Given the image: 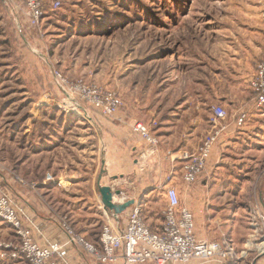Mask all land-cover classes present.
Returning <instances> with one entry per match:
<instances>
[{
	"label": "rangeland",
	"instance_id": "1",
	"mask_svg": "<svg viewBox=\"0 0 264 264\" xmlns=\"http://www.w3.org/2000/svg\"><path fill=\"white\" fill-rule=\"evenodd\" d=\"M47 1L41 24L34 26L13 2L0 0V179L33 190L44 180L65 183L70 190L52 189L65 204L58 209L60 223L66 219L82 235L70 218L76 213L91 220L93 238L82 236L97 243L104 223L97 205L71 197L75 192L86 197L92 175L102 167L92 125L112 120L96 119L88 107L84 116L60 107L64 96L54 76L59 71L69 81L119 92L124 108L136 104L143 121L155 122L152 130L163 114L177 110L186 122L200 118L197 137L208 131L204 139L215 129L210 130L209 113L223 107L227 116L217 121V129L226 127L220 135L225 133L229 143L214 164L220 170L216 180L231 184L228 199L234 200L246 182L251 185L242 192L258 195L256 186L264 178V105L256 102L253 82L264 59V0ZM54 1L61 5L50 7ZM191 100L199 101L200 109L187 111ZM153 109L157 117L152 118L146 111ZM231 120L237 125L233 131L223 125ZM110 183L113 192L127 184L119 176ZM153 201L159 208L157 195ZM255 206L246 214L256 231ZM256 238L252 248L262 243L261 234Z\"/></svg>",
	"mask_w": 264,
	"mask_h": 264
},
{
	"label": "crops",
	"instance_id": "2",
	"mask_svg": "<svg viewBox=\"0 0 264 264\" xmlns=\"http://www.w3.org/2000/svg\"><path fill=\"white\" fill-rule=\"evenodd\" d=\"M190 103L187 111L200 109L201 103L199 101L191 100ZM138 107L133 104L132 107L123 108L119 114L122 120L105 122V126L100 127L99 125H92L94 129L97 127L95 131L99 145L98 159L102 162V167L98 170V174L96 171L92 175L93 181L91 185L88 184L89 193L87 196H81L78 194L79 192H75L71 199L75 198L76 201H87L88 203L92 200V203L97 205L100 211L99 215L104 218V225L106 212L115 213L103 208L99 185L111 186L110 181L119 176L121 180L127 182L125 187H122L121 193L128 195L129 199L135 200L134 204L124 212L117 214L120 215L119 227L125 226L126 217L131 208L139 204L142 207L146 222L153 230L157 231L163 223L162 217L159 219V216H162V211L167 203L166 189L169 186H174L178 191L181 205L189 208L195 215L196 233L199 239H219L228 234L240 250H245V255L237 262L199 260L189 264H264V247L262 244L257 243L252 248L256 244L258 234H254L256 231L251 227L250 217H248L250 206L260 204L264 209V178L256 186L258 195H247L248 193L242 192L246 186L249 188L251 185H249L250 182H246L247 184L240 187V194L237 195L236 193L234 200L227 198L226 192L231 189V184L221 183V180L217 182L216 174L220 170L219 167H214L216 159L219 157L218 153L221 154L220 151L224 150L229 143L226 134L223 133L214 145L208 160L206 174L198 182L186 184L182 178L183 161L181 156L184 152H195L208 132L200 138L197 137L200 136L197 132L200 118H191L189 122H186L182 120V114L180 117L175 114L177 110L163 114L159 126L153 128L159 137L160 144L156 152L151 154L149 145L140 136L132 133L128 125V122L134 119L145 120L141 114L142 110ZM180 109L181 112L185 111V109L182 110L183 108ZM146 113L152 115V118L157 117L154 109L146 111ZM212 118L213 111L209 113L207 120L210 130L215 126ZM223 125H226L229 131H233L237 127L235 121L232 120L230 122L225 121ZM109 130L111 133H108ZM170 175L171 179L166 181ZM2 178L4 180L0 179V183L13 196L23 213L24 224L31 228L34 237L42 244L60 247L59 253L55 257L57 264H92V259L78 244L69 242V235L59 220L61 214L58 209L62 204L64 206L65 204L62 198L54 197L55 190L52 189L59 185L64 186L67 191L70 190L69 186L61 183V181L53 184L44 180L39 183L38 189L33 190L11 178ZM56 180L61 179L56 178ZM46 184L49 186L46 187L48 192L42 186ZM155 195L159 197L161 204L159 208L154 205L153 197ZM249 196L251 197L249 198ZM48 197L53 201L50 202ZM114 200L120 203L122 196L115 195ZM77 215L79 214L74 213L70 218L71 225L79 230L83 236L93 238L94 223L85 218L78 219ZM102 228L103 226L100 228L97 238L101 235ZM0 238L4 241L18 240L13 227L1 219ZM0 264H27V261L23 258L3 259L0 257Z\"/></svg>",
	"mask_w": 264,
	"mask_h": 264
},
{
	"label": "built area",
	"instance_id": "3",
	"mask_svg": "<svg viewBox=\"0 0 264 264\" xmlns=\"http://www.w3.org/2000/svg\"><path fill=\"white\" fill-rule=\"evenodd\" d=\"M13 9L26 18L31 25L39 26L46 13L47 0H10ZM60 1H54L50 7H59ZM58 90L64 96L63 104L67 112L84 116L86 108L94 111L96 119L122 120L119 117L125 103L120 93L103 88L95 83L83 80L69 81L61 72L54 73ZM256 102L264 105V59L259 65L256 80L253 82ZM84 110V111H83ZM227 116L223 107L216 106L213 110L214 130L204 139L195 152H184L181 156L182 178L188 185L198 182L207 172V163L223 129H217V121ZM246 114L238 118V124L245 121ZM155 122L134 119L128 122L131 132L140 136L153 154L159 147V137L153 133ZM171 179L168 176L166 181ZM122 202L129 200L123 192ZM167 203L162 211L163 223L157 231L146 222L141 205L131 208L126 217L125 226L120 228V215H106L100 240L88 242L75 233L64 220L63 227L69 235V242L80 245L92 259V264H189L193 261L216 260L218 262H234L243 252L237 250L235 242L223 235L216 240L199 239L196 233L194 213L182 206L177 189L169 186L166 189ZM112 212V211H111ZM0 219L10 224L18 236L17 242L4 241L0 238V257L3 259L23 258L27 264H57L55 259L59 246L40 243L31 228L24 224L23 213L10 192L0 184ZM251 223L256 226V233L263 237L264 247V211L257 204L251 216Z\"/></svg>",
	"mask_w": 264,
	"mask_h": 264
},
{
	"label": "water",
	"instance_id": "4",
	"mask_svg": "<svg viewBox=\"0 0 264 264\" xmlns=\"http://www.w3.org/2000/svg\"><path fill=\"white\" fill-rule=\"evenodd\" d=\"M99 191L101 194L102 203L104 204L106 210H111L115 214H121L135 202L134 199H129L128 201L123 203L116 202L114 200V195L115 194L120 195L121 190H116L113 192L112 188L107 185L106 186L99 185Z\"/></svg>",
	"mask_w": 264,
	"mask_h": 264
},
{
	"label": "trees",
	"instance_id": "5",
	"mask_svg": "<svg viewBox=\"0 0 264 264\" xmlns=\"http://www.w3.org/2000/svg\"><path fill=\"white\" fill-rule=\"evenodd\" d=\"M100 240V236L95 240V242H98Z\"/></svg>",
	"mask_w": 264,
	"mask_h": 264
}]
</instances>
